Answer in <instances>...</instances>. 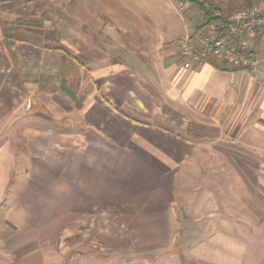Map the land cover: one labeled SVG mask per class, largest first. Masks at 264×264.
<instances>
[{
    "label": "crops",
    "instance_id": "obj_1",
    "mask_svg": "<svg viewBox=\"0 0 264 264\" xmlns=\"http://www.w3.org/2000/svg\"><path fill=\"white\" fill-rule=\"evenodd\" d=\"M73 1L0 0V264H264V42L185 68L193 3L174 39Z\"/></svg>",
    "mask_w": 264,
    "mask_h": 264
},
{
    "label": "built area",
    "instance_id": "obj_2",
    "mask_svg": "<svg viewBox=\"0 0 264 264\" xmlns=\"http://www.w3.org/2000/svg\"><path fill=\"white\" fill-rule=\"evenodd\" d=\"M214 15L220 19L179 40L183 66L210 62L238 69L256 67L257 45L264 42V0H253L229 13L214 11Z\"/></svg>",
    "mask_w": 264,
    "mask_h": 264
},
{
    "label": "rangeland",
    "instance_id": "obj_3",
    "mask_svg": "<svg viewBox=\"0 0 264 264\" xmlns=\"http://www.w3.org/2000/svg\"><path fill=\"white\" fill-rule=\"evenodd\" d=\"M183 0H74L67 10L78 23L87 22L92 30L103 27V23H108L113 14L120 15L122 19L137 22L138 27H147L151 15L168 17V26L174 39L181 32H184L185 22L180 18L187 17L188 10H180L179 6H184ZM201 1V0H200ZM203 1V0H202ZM206 3L218 2L221 0H204ZM192 4V2H189ZM243 6L237 5L235 8L224 9L223 13L232 12ZM195 20L202 21V11L196 6L193 7ZM190 15V13H189ZM187 20V19H186ZM98 31V30H97Z\"/></svg>",
    "mask_w": 264,
    "mask_h": 264
},
{
    "label": "trees",
    "instance_id": "obj_4",
    "mask_svg": "<svg viewBox=\"0 0 264 264\" xmlns=\"http://www.w3.org/2000/svg\"><path fill=\"white\" fill-rule=\"evenodd\" d=\"M185 1L192 2L193 5H195L198 9H200V11H202L203 17L205 19L203 25H205V24H207L209 22L216 21V20L220 19L219 16L214 15V11H217L220 14H224L223 13L224 9L231 10L232 8L236 7V6L235 7H230V8L229 7H224V5H223L224 2L218 3V2L210 1V2L206 3L204 0L203 1L202 0L201 1L200 0H185ZM252 1H248V2H246L243 5H248ZM226 67H228V66L224 65L223 67L220 66L219 68L220 69H225ZM232 69H238V68H232Z\"/></svg>",
    "mask_w": 264,
    "mask_h": 264
}]
</instances>
